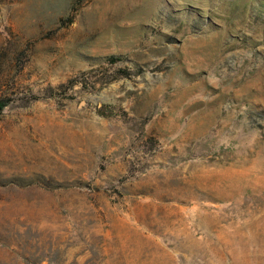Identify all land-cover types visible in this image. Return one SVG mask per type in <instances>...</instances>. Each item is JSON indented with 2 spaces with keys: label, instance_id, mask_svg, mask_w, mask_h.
I'll list each match as a JSON object with an SVG mask.
<instances>
[{
  "label": "rangeland",
  "instance_id": "1",
  "mask_svg": "<svg viewBox=\"0 0 264 264\" xmlns=\"http://www.w3.org/2000/svg\"><path fill=\"white\" fill-rule=\"evenodd\" d=\"M0 264H264V0H0Z\"/></svg>",
  "mask_w": 264,
  "mask_h": 264
}]
</instances>
